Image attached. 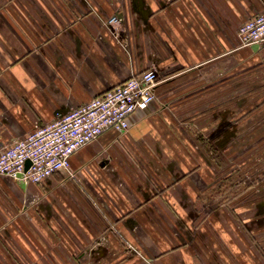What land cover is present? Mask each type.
<instances>
[{"label": "crops", "instance_id": "1", "mask_svg": "<svg viewBox=\"0 0 264 264\" xmlns=\"http://www.w3.org/2000/svg\"><path fill=\"white\" fill-rule=\"evenodd\" d=\"M262 11L0 0V150L134 74L159 75L129 128L75 151L69 172L0 174V264H264V44L237 38Z\"/></svg>", "mask_w": 264, "mask_h": 264}, {"label": "built area", "instance_id": "2", "mask_svg": "<svg viewBox=\"0 0 264 264\" xmlns=\"http://www.w3.org/2000/svg\"><path fill=\"white\" fill-rule=\"evenodd\" d=\"M237 38L242 47L264 44V11L244 21ZM158 82L157 70L149 68L78 107L58 110L51 121L0 150V174L38 183L57 171L69 172L75 151L109 128H129L131 115L155 99Z\"/></svg>", "mask_w": 264, "mask_h": 264}, {"label": "rangeland", "instance_id": "3", "mask_svg": "<svg viewBox=\"0 0 264 264\" xmlns=\"http://www.w3.org/2000/svg\"><path fill=\"white\" fill-rule=\"evenodd\" d=\"M259 178H260V176H257V177H255V180H256V179H257V180H260ZM252 179H253V178H252Z\"/></svg>", "mask_w": 264, "mask_h": 264}, {"label": "water", "instance_id": "4", "mask_svg": "<svg viewBox=\"0 0 264 264\" xmlns=\"http://www.w3.org/2000/svg\"><path fill=\"white\" fill-rule=\"evenodd\" d=\"M253 47L255 48V47H258V45L256 44V45H253Z\"/></svg>", "mask_w": 264, "mask_h": 264}]
</instances>
